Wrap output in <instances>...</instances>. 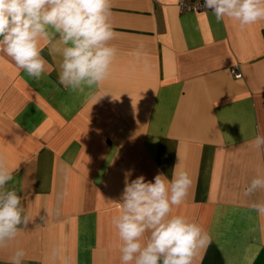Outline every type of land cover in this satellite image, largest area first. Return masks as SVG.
<instances>
[{"label":"crops","instance_id":"crops-1","mask_svg":"<svg viewBox=\"0 0 264 264\" xmlns=\"http://www.w3.org/2000/svg\"><path fill=\"white\" fill-rule=\"evenodd\" d=\"M111 12L118 51L98 90L61 85L60 57L43 44L39 81L0 53L6 187L32 220L0 264L21 248L23 264H59L51 251L61 239L71 264H120L111 219L125 172L170 178L178 152L192 185L173 213L212 237L195 264H264V218L250 208L264 190L243 196L264 170L253 147L264 135V21L241 28L211 10L181 12L177 0H112Z\"/></svg>","mask_w":264,"mask_h":264},{"label":"clouds","instance_id":"clouds-1","mask_svg":"<svg viewBox=\"0 0 264 264\" xmlns=\"http://www.w3.org/2000/svg\"><path fill=\"white\" fill-rule=\"evenodd\" d=\"M204 7L217 22L229 18L241 28L264 21V0H204ZM111 9L112 0H0V53L39 81L48 69L43 44L49 55L60 57L61 85L73 92L98 90L110 77L118 51L112 43L118 34ZM134 55L140 58L139 52ZM253 147L264 150V135L255 137ZM177 154L170 178L158 172L152 181L144 175L130 180L132 171L125 172L120 201L114 202L119 213L111 219L120 264H195L200 251L211 244V235L200 224L173 213L186 201L192 185ZM12 180L13 170L0 153V249L15 241L32 221L16 189L6 187ZM260 190H264V170L258 168L243 196ZM250 208L264 218V201L252 202ZM260 231L264 232V224ZM25 256L24 249H17L10 264H23ZM51 257L59 264H71L63 239Z\"/></svg>","mask_w":264,"mask_h":264},{"label":"built area","instance_id":"built-area-1","mask_svg":"<svg viewBox=\"0 0 264 264\" xmlns=\"http://www.w3.org/2000/svg\"><path fill=\"white\" fill-rule=\"evenodd\" d=\"M177 5L181 12L209 10L204 7V0H177ZM234 74L239 76L237 69L234 70Z\"/></svg>","mask_w":264,"mask_h":264}]
</instances>
